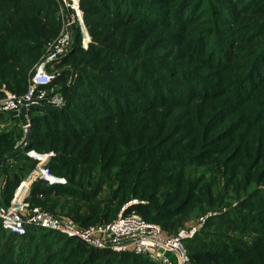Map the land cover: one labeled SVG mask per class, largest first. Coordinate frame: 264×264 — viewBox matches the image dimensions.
I'll use <instances>...</instances> for the list:
<instances>
[{
    "label": "rangeland",
    "instance_id": "rangeland-1",
    "mask_svg": "<svg viewBox=\"0 0 264 264\" xmlns=\"http://www.w3.org/2000/svg\"><path fill=\"white\" fill-rule=\"evenodd\" d=\"M157 1L158 0H151L150 2H153V6H155ZM230 1L231 0H187L182 9H179L178 5L175 3L172 10L164 15L159 12L161 10H155L152 8L150 12L147 11L148 13L146 15L139 17V20H137L141 22L147 21L148 24H154L155 21H157V18H163L162 21L170 20V28L167 30L164 27H150L145 23L137 21H125V16L128 15L126 10L130 9L129 7L125 8L127 0H115V4H111L109 7H106L108 11L104 10L103 7L105 6H102L101 2H99V4L94 2L95 4L93 5L90 0H21L20 4V7L25 12L20 20L22 19L25 22L36 23V28L34 30L21 31L24 33H21L23 36L27 33L30 34L28 35L30 38L27 37V39L31 41H27L24 45L33 46L35 41H33L32 36L35 35H38L40 39H43L45 36L53 34L52 41H54L60 35L62 28L65 26L68 27L72 40L71 47L64 55L56 59L55 62L47 65V70L55 76L54 81L58 82V86L63 88L61 89L62 93L60 94L63 102L60 107L61 109L65 107L66 102H69V100L72 99L76 102L77 109L81 110L88 106V111L84 109L86 114H91L89 113L91 111L100 113L101 115L99 116H101V120H105L103 121L104 123L102 122V124L99 125L92 123L90 124V127L88 125V128L86 127L85 130L107 125V120H109L108 114H117V112L125 113L127 116L132 114L129 116L131 118L127 119V122L147 118L148 127L152 126L154 122L157 121V127L161 126L160 128H162L167 118H169V122H171L172 119H175L174 122L177 124L178 122H181V120L188 119L190 117L196 116L200 118L206 109L207 119L211 115H216L212 121L207 123V125L218 124L215 122H218L226 117L225 122L220 128L212 133V136L218 132H221L219 134H222L234 126H241L243 124L240 131L236 135L234 143H229L230 149L228 152L224 153L222 156L214 158L210 162H207L206 165H203V160L197 157L194 158L193 164L196 167L202 166V168L199 169V173L201 175L200 188L196 191L194 195L195 197L193 196L194 199L197 198L198 201L190 203L195 210H192V212L188 214L187 210L185 211L184 209H180V213L178 211L176 212V218L167 224L170 228L169 230L171 231H173L177 227V224H179L176 230L178 232L177 236L197 228L195 235L189 239H185L192 242L199 240L205 232L206 234L218 232L224 237V242L220 244H212L210 246V249L215 252L213 254L214 256H210L206 259L207 262L195 264H245V261L249 259L250 253H246V250L232 244L231 242H233V239L235 240V238L239 236L241 239L237 243L248 248H252L256 244V239L264 236V197H260L255 200L240 196L238 188L239 186L242 187L243 183L240 182L239 179L233 181L232 178L229 182H227V175H225L226 172L229 173L231 171H237L241 174V172L245 170L244 166L248 164L250 165V163L257 158V146L259 149L263 148L260 152L264 156V139H258L257 143L256 137L258 133L261 135L263 133L264 136V114H262L264 113V88L261 87L257 91H254L252 97L245 102L238 101L235 99L236 97L234 98L231 95L233 93L236 79L238 80L242 76V72L245 71V67H241L240 63L236 61V58H241L240 62H246V56H250L251 52H255L252 50H258L263 41L262 38H255L250 43V40L240 41L241 43L238 42L235 46L236 53L234 51L233 53L228 52V56L225 57L226 51L220 47L219 44V42L221 43V40L223 39L224 32H227V36L234 37L237 33V27L239 30L248 29L242 34L244 37L251 31L248 27L250 25L247 24L251 20L249 17H240L241 19L238 21L237 27L234 26V20L236 18H233V15L240 12L241 9H239L238 6L233 9H229L228 4ZM248 1L249 0H246L245 2ZM157 4L160 3L158 2ZM7 6L8 5H4L3 8ZM147 7L148 6H144V8ZM39 8H41L42 11L41 9L39 10ZM110 9L115 10L113 11L114 14L109 12ZM137 10L139 12H143L140 9ZM141 14L143 15L144 13ZM34 15H38L40 18L37 19ZM0 18L12 19L11 22L19 21V19H17L10 11L9 15L1 13ZM230 19L232 21L228 24L227 21ZM197 22L200 23L197 24ZM188 23L192 24L187 25ZM186 25V29L182 32L179 29L171 27H185ZM94 31L99 33V35L91 33ZM198 32L200 33L198 34ZM5 33L8 36L11 35L8 32ZM167 34L175 37L172 38L174 44L169 38L162 37V35ZM16 36L17 38H15V40L22 39L21 35ZM127 36L130 38L129 40L127 39ZM12 38L14 40V37ZM203 38H206L205 42H203L205 46L204 48L206 49L204 50V53L207 54V57H212L214 61L221 59V61H223V65L221 66L222 68L220 66L214 67L213 63L212 67H206V59L200 60V57L195 53L187 51L188 46L193 40L200 39V41H202ZM189 39H191V41L186 49V43ZM178 40L180 42L177 44ZM126 41L129 43V46L125 45ZM247 42L248 44H246ZM184 44L185 46H183ZM46 47L47 45L41 46L43 52L41 53V60L38 64L47 58L48 50ZM113 47L115 48L113 49ZM177 47L179 48L178 51L175 49ZM87 53H93L95 55H82ZM96 55L101 57L98 59ZM74 58H76L78 63L71 61ZM147 64L148 67L142 69ZM165 64L168 65V70H161L158 72L157 67H161ZM263 64L259 66V68H261ZM183 71L189 73L191 71H196V73L203 77V82L207 86H210L211 88L213 86L212 92L207 95L192 94L193 96L190 99L179 98L177 93L188 94L189 91L197 93L202 91V86L196 89L195 86L192 87V85H188L180 78L174 79L176 76L175 74H178L182 78L186 77L185 79L188 78L187 80H193L190 75L183 73ZM215 80L217 84L215 83ZM55 86L58 87L57 84H55ZM65 90L66 96L63 98V92ZM245 90H247V88H245ZM166 91L168 92V95H166ZM71 92L73 94L69 99L68 96ZM172 92H175L176 94L171 95ZM172 102H186L181 105L187 106L179 107L181 105H177ZM253 113H260V119L257 121L259 123H257L258 125L254 128L249 126L250 122L248 121L249 117ZM104 114L106 117H104ZM112 120H115L114 117ZM255 122L256 121H253L251 123ZM182 125H186V123H179L177 126ZM154 129L149 130L147 133V146L151 147V149H147V152H151L157 156L168 155L160 151L173 146L176 148L175 151H170V149H167L166 151L172 152V155L180 156L179 158L187 159L188 157L186 154H193L189 152V150L193 147V142L188 137L189 133L183 136L179 135L170 143L161 146V144H163L162 142L165 141L167 134L160 137L156 134ZM207 132L209 133V131ZM24 140L26 141L25 135ZM172 143L176 146L171 145ZM70 145L72 146L73 143ZM177 148L183 149V151H180ZM186 148L189 149L187 150ZM232 150L233 152L231 153V157H228L229 152ZM39 153L42 154L41 151ZM52 153L54 155L48 159L47 165L49 160L55 157V152L52 151ZM236 156H240L239 158L244 156L245 162L237 161L234 164L232 163V165H226L229 161H231V158H235ZM75 157L78 156L76 155ZM108 158L110 157L107 156V159ZM20 159L18 160L21 162L19 164L25 165L26 162H24L22 158ZM217 159L218 163H216ZM154 164L156 163H151V167L147 170L153 172V174L159 175L156 179H152V181L155 180L154 182H156L157 188L161 191V194H158V198L161 199L163 197V190L166 187L165 183L169 181L173 184V189L171 188L170 190L175 191L171 192L165 188L164 193L167 192L165 195L170 198V200L173 198L179 199V201H181L180 206L183 205L184 208L188 206L189 204L187 205L185 198L187 190L180 187V182L177 178H173V176L178 177L179 171L172 168L173 165H161L156 167ZM257 169L259 171L261 168ZM258 171L254 172L253 179L258 175ZM123 172H126V169ZM56 177L64 182V184L58 185H67V180L65 178L59 176ZM221 177L226 195H212L211 187L209 188V186L213 185L214 182ZM131 178L132 176L129 179V183H126V186L124 187V193H127L128 196H132L135 192V190L131 187L133 186ZM0 181L2 191L5 177L2 179L0 178ZM98 184L105 185L106 181L104 180ZM123 184L124 183L117 182V184L111 186L114 187L113 190L117 191L120 188L123 189ZM261 184L264 186V180ZM86 186L88 187V185ZM108 186H110V184H108ZM78 188L82 190L83 186ZM102 191L103 194L100 198L105 201L109 200L110 195L107 188ZM136 191L143 192L140 187L136 188ZM94 194L96 193L94 192ZM227 195L230 196L229 200L223 202L220 200L216 201L218 204H221L219 207L215 205L213 206L214 208H206L205 211L202 212L206 203H208L209 198L218 200V197H222L221 199H224ZM87 196L88 195H86V197ZM94 196L98 197V195H89L88 198ZM61 198L62 197H59V200ZM183 198H185V200H183ZM140 199L141 198H131L130 201L122 207L120 206V200H115L114 203H108L111 207H104L102 213H105L106 216L111 213H133L142 219L155 222L162 226L161 224L163 223L161 221L152 220L151 216H143L139 214L140 212H138V210L141 209V206H144L141 203L149 202L148 200L142 201ZM2 200L3 199L1 198V201ZM59 200L58 202L60 203ZM1 201V204H5ZM26 201L30 207L44 210L41 206L35 205L33 202L31 203L28 198ZM77 201L79 200L77 199ZM259 201H261L259 205L253 204ZM101 204L102 206L104 205L103 202H101ZM124 207L125 210H123ZM168 208L174 210V207ZM195 211L202 213L196 216L194 215ZM80 214L81 216H85L83 212H80ZM62 215L59 217L74 222L71 218H74L75 216L71 217L66 216L65 214ZM235 215L238 216L235 217ZM86 216V220H91V218H93L92 216ZM248 216H254L256 218V227L247 225L251 223ZM79 219L83 220L84 217H77L78 222H80ZM99 221L100 218L96 221L93 219L92 222L98 224ZM224 221H227L228 224L219 225ZM199 224H201L200 229H198ZM162 231L165 235L169 234L164 228ZM190 243L191 242H189V244ZM26 246L34 248L36 252H40V250H36L39 249L37 245L32 247L29 243ZM183 250L186 255L192 251H202H200L196 245H185V243H183ZM20 251L21 250L17 248L12 249V252L15 254H18ZM57 252H59L58 256H61L58 257L59 259H56L53 256L54 249L51 245L47 248V251H45V254L50 256L48 257L49 264L67 263L68 259H64L68 258V256L62 254L65 252V249L61 248ZM29 253L30 250L28 249L26 252L19 254L27 256ZM241 256L245 258L244 261H235V258H240ZM149 259L154 260L158 264H163L161 261L156 259L150 257ZM169 260L171 264H176V258L173 255H169ZM74 261L77 260L74 259L73 262ZM72 264L76 263L74 262ZM248 264L253 263L250 262ZM254 264H259V262L255 261Z\"/></svg>",
    "mask_w": 264,
    "mask_h": 264
},
{
    "label": "trees",
    "instance_id": "trees-1",
    "mask_svg": "<svg viewBox=\"0 0 264 264\" xmlns=\"http://www.w3.org/2000/svg\"><path fill=\"white\" fill-rule=\"evenodd\" d=\"M90 1L93 5L95 3L99 4V2H101L102 6H105L103 7L105 11H108L106 7H109L111 4H115V0ZM150 1L151 0H127L125 8L129 7L130 9L126 10L128 15L125 16L126 19L124 20L137 21L139 20V17L146 15L148 13L147 11L150 12L152 8L155 10H161L159 12L166 15L170 10H172L175 3L178 5L179 9H182L187 0H158L157 3L159 2L160 4L154 3L155 6H153V2ZM245 1L246 0H231L228 4V8L233 9L234 7L238 6L241 11L233 15V18H236L234 20V26L237 27V23L241 19L240 17H249L251 20L247 24L250 25L248 27L251 31L243 37L242 34L248 29L239 30L237 27V33L234 37L227 36V32H224L223 39L221 40V43L219 42L220 47L226 51L225 57H227L228 52L233 53L234 51L236 53L235 46L238 42L241 43L240 41L250 40V43L255 38H262V45H258V50H252L255 52H251L250 56H246V62H240L241 58H236V61L240 63L241 67H245V71L242 72V76L238 80L236 79L233 93L231 95L234 98L236 97L235 99L238 101L242 102L250 99V97H252L254 94V91H257L261 87L264 88V0H249L248 2L250 3ZM20 4L21 0H0V14L2 13L4 15H9L10 11L17 19H19L17 22H11L12 19L0 18V98L4 96L3 90H8L16 95H23L27 91L30 82L29 75L34 71L35 66L41 60V53L43 52L41 46H46L52 41L53 37V34H51L45 36L43 39H40L38 35H35L32 36L33 41H35L33 46L24 45L27 41H31L27 39V37L30 38V36H28L30 34L27 33L25 36H23L22 34L24 33L21 31L34 30L36 28V23L25 22L22 19L20 20V18L25 13L20 7ZM4 5L8 6L3 8ZM144 6L148 7L144 8ZM40 9L41 8H39V10ZM137 9H140L143 12H139ZM113 11L115 10L110 9L109 12L114 14ZM141 13L144 14L142 15ZM34 16L37 19L40 18L38 15ZM162 19L163 18H157V21H155L154 24H148L147 21L137 22L145 23L150 27L158 26L164 27L166 30L169 29V24L171 23L170 20L162 21ZM231 21L232 20L230 19L227 21V23L230 24ZM198 23L200 22H197V24ZM189 24L192 23H188L187 25ZM187 25L185 27H171L179 29L182 32L186 29ZM5 32H8L11 35L8 36ZM91 33L94 35H99V33L95 31ZM199 33L200 32H198V34ZM16 35H21L22 39L15 40V38H17ZM12 37H14V40ZM162 37L169 38L172 41V38H175L169 34L162 35ZM127 39L129 40L130 38L127 36ZM205 39L206 38H203L202 41H200V39L193 40L188 46L189 42L191 41V39H189L186 43V49L188 46L187 51L190 53H195L200 57V60L206 59V67H212V63L214 67H221L223 65V61H221V59L214 61L212 57H207V54L204 53V50H206L203 44ZM179 42L180 41L178 40L177 44ZM246 44H248V42ZM125 45L129 46V43L126 41ZM183 46H185V44ZM114 48L115 47H113V49ZM175 49H177V51L179 50L178 47ZM82 55L95 54L87 53ZM96 57L99 59L101 56L96 55ZM71 61L78 63L76 58L72 59ZM262 64L263 66L259 68V66ZM145 67H148V64L142 69H145ZM167 67V64L157 67L158 72L161 70H168ZM183 73L190 75L191 79L193 80H187L188 78H182L178 74H175L176 76L174 79L180 78L188 85H192V87L195 86L196 89L202 86V91L199 93L189 91V95L186 93H177L179 98L190 99L193 96L192 94L207 95L212 92L213 86L212 88L207 86L203 82V77L196 73V71H191L190 73L183 71ZM55 84L58 86V82L54 81L53 85ZM245 88H247V90H245ZM61 89L63 88H60L59 86L56 87V90L59 94L62 93ZM72 94V92L69 94V99L71 98ZM175 94V92L171 93V95ZM166 95H168L167 91ZM172 103L181 105L185 104L186 102ZM186 106L187 105H181L179 107ZM87 107L88 106L84 107L86 111H88ZM84 109H77L76 102L70 99L69 102H66L65 107L57 112H44L36 109L29 110L27 112V119L31 130L29 141L23 147L22 151L17 153H14V151L17 148L22 147L25 142L23 131L25 121L22 118L20 112L0 113V178L2 179L5 177L3 184L4 186L1 191L2 194L0 193V201L1 198L3 199L1 202L9 204V201L20 182L23 181L35 168L36 162L26 155L27 152L35 151L39 153L41 151L42 154H44L53 151L55 152V157L49 160L47 167L53 175L65 178L67 180V185H55L50 187L42 181H36L32 184L28 196V200H30L31 203L33 202L35 205L41 206L42 209L56 217H59L62 214L71 217L75 216V219L73 217L69 218H71L78 226L87 228L89 226L108 224L117 217L118 213H111L107 216L105 213H102L104 207H111L108 203H114L115 200H120V206L122 207L128 203L131 198H141L140 200H148L149 202L141 203L144 206H141V209L138 210V212H140L139 214L143 216H151L152 220L161 221L163 224L160 226L155 222L145 219L143 220L148 223L158 225L162 230L163 228L166 229L169 233L167 234L168 236H176L178 233L176 230L179 224H177V227L173 231L169 230L170 228L167 224L176 218L177 211L180 213V211L184 209L185 211L187 210L189 214L192 212V210H195L194 207L190 205V203L198 201L197 198L194 199V195L198 188H200L201 175L199 173V169H201L202 166L196 167L193 164L194 158L197 157L203 160V165H206L207 162L212 161L214 158L222 156L224 153L229 151V143H234L237 133L243 126V124L241 126H234L222 134H219L221 132H218L212 136V133L220 128L225 122L226 117L218 122H215L218 124L207 125V123L212 121L216 115H211L207 119L206 109L200 118L196 116L190 117L188 119L181 120V122H178L177 124L174 122L175 119H172L171 122H169V118H167L162 128H160L161 126L157 127V121H155L152 126L148 127L147 118L127 122V119H130L131 117L129 116L132 114L127 116V114L122 112H117V114H108L109 120H107V125L98 126L99 124H102L103 121H105L103 119L101 120V116H99L101 114L92 111L89 112L91 114H86ZM259 115L260 113H253L249 117V126L254 128L258 125L257 123L259 122L257 121L260 119ZM104 117H106L105 114ZM113 117L115 119L114 121L112 120ZM253 121L256 122L251 123ZM92 123L98 124V127L85 130L86 127L88 128V125L90 127V124ZM179 123H186L188 126H177ZM2 124L4 127H1ZM151 129H154L156 134H158L160 137H162L164 134H167V137L165 138V141L162 142L163 144H161V146L170 143L175 137L179 135L183 136L189 133L188 137L193 142V147L191 150H189V152L193 154H186L188 157L187 159L179 158L180 156L172 155V152L166 151L167 149H170V151H175L176 148L173 146L160 151L168 155L157 156L156 154L147 152V149H151V147L147 146V133ZM207 131H209V133ZM256 137L257 143L258 139H264L263 133L262 135L258 133ZM71 143H73L72 146L70 145ZM171 145L175 144L172 143ZM257 148V158L254 161L252 159L253 162L251 161L252 163H250V165L248 164L244 166L245 170H243L241 174H239L237 171H231L229 173L226 172L225 174L227 175V182H229L232 178L233 181L239 179V181L243 183L242 187L239 186L238 188V193L240 196L255 200L259 199L260 197H264V186L261 184L264 180V156L260 152L263 150V148L259 149L258 146ZM177 149L183 151V149ZM186 149L188 150L189 148ZM232 152L233 150L229 152L228 157H231ZM76 155L78 157H75ZM107 156L110 158L107 159ZM239 157L240 156L231 158V161H229L226 165H232V163L234 164L237 161L245 162L244 156L241 158ZM20 158L26 162L25 165L19 164L21 163L18 161ZM151 163H156L154 164L156 167L161 165H173L172 168H174L176 171H179L178 177L180 178L177 176H173V178H177L180 182V187L187 190L185 198L187 205L189 204L188 206L184 208L183 205L180 206L181 201H179V199L173 198L170 200V198L165 195L167 194V192L164 193L165 188L171 192L175 191L170 190L171 188L173 189V184L169 181L165 183L166 187L163 190V197L161 199L158 198V194H161V191L157 188V184L154 182L155 180L152 181V179H156V177L159 175L153 174V172L147 170L151 167ZM216 163H218V159ZM257 168L261 169L258 171ZM125 169L126 172H123ZM257 171L258 175L253 179L254 172ZM131 176V182L133 184L131 187L135 190V192L132 189L134 194L132 196H128L127 193H124V187L126 186V183H129ZM221 179L222 177L215 181L213 185L209 186V188L211 187L212 195H226V191L224 185H222L223 183ZM104 180L106 181L105 185L98 184ZM117 182L124 183L122 187L123 189L120 188L117 191L113 190L114 187L112 186L117 184ZM108 184H110V186H108ZM86 185H88V187ZM82 186L83 189L80 190L78 187ZM137 186L140 187L143 192H137ZM105 188H107L110 195V198L107 201L100 198L103 194L102 190ZM94 192L96 194H94ZM86 195H98V197L94 196L88 198ZM59 197L62 198L59 200ZM229 197L230 196L228 195L224 199H221L222 197H218V200L209 198L208 203H206L207 206L205 205V208L202 212H204L206 208H214L213 206L215 205L219 207L221 204H218L216 201L220 200L223 202L229 200ZM185 198H183V200H185ZM77 199L79 201H77ZM101 202L104 203L103 206ZM260 203L261 201L253 204L259 205ZM168 207H174V210ZM80 212H83L85 216H81ZM201 213L199 211H195L194 215L197 216ZM86 215H88V217L92 216L93 218H91V220H86ZM236 216L238 215H235V217ZM77 217H84V219H79L80 222H78ZM98 218H100L98 224L92 222L93 219L96 221ZM248 218L251 223L247 225L256 227V218L254 216H248ZM227 224L228 222L224 221L219 225ZM223 238L224 237L218 232L209 234H206L205 232L202 237L195 242L185 240V245H196L200 251L202 250L201 252H198V250L189 252V254H187L188 263L195 264L207 262L206 259H208L210 256H214L213 254L215 253L210 249V246L212 244H220L224 242ZM240 239L241 238L238 236L235 238V240L233 239V242L231 243L246 250V253H250L249 259L245 261V264L250 262L254 264L255 261L259 262V264H264V236L256 239V244L252 248H248L237 243ZM189 242L191 243L189 244ZM29 243L32 245V247L37 245L39 249L36 250H40V252H36L34 248L26 246ZM50 245L54 249L53 256L56 259L61 257L58 256L59 252L57 251H59L61 248L65 249V252L62 254L68 256V258L64 259H68V262H64V264H72L74 262L76 264H158L154 260L149 259V256L137 255L131 252L115 253L108 249H95L86 245L81 240L68 238L47 230L27 227V232L25 235L15 236L6 232L0 226V264H49L48 257L50 256L45 254V251H47V248H49ZM15 248L21 250L19 253H24L28 249L30 250V253L27 256H22V254L19 253L15 254L12 252V249ZM74 259L77 261L73 262ZM244 259L245 258L241 256L240 258H235V261H244Z\"/></svg>",
    "mask_w": 264,
    "mask_h": 264
},
{
    "label": "built area",
    "instance_id": "built-area-1",
    "mask_svg": "<svg viewBox=\"0 0 264 264\" xmlns=\"http://www.w3.org/2000/svg\"><path fill=\"white\" fill-rule=\"evenodd\" d=\"M71 44L70 31L65 26L60 35L47 44V58L35 66L30 75L27 91L23 95H16L3 90L4 96L0 98V113L20 112L22 107L34 105L61 107L62 96L53 85L55 76L47 70V65L64 55L70 49ZM28 129L30 125L26 122L23 126L25 137H27ZM24 146L25 143L22 147ZM26 155L36 162V166L28 177L20 182L9 204L0 203V226L3 230L15 236H23L27 232V227L40 228L81 240L86 245L97 249L145 255L163 264H171L169 255H173L176 258V264L188 263L183 243L185 239L196 234L197 228L178 236H167L158 225L148 223L133 213L124 212L118 214L108 224L83 228L68 219L30 207L26 199L34 182L42 181L47 186L64 184V182L53 175L47 167L48 159L54 155L52 152L40 154L29 151ZM1 186L0 181V191Z\"/></svg>",
    "mask_w": 264,
    "mask_h": 264
},
{
    "label": "water",
    "instance_id": "water-1",
    "mask_svg": "<svg viewBox=\"0 0 264 264\" xmlns=\"http://www.w3.org/2000/svg\"><path fill=\"white\" fill-rule=\"evenodd\" d=\"M66 96V90L63 92V98H65ZM31 109H36V110H40V111H44V112H57L60 111L61 108L60 107H56V106H48V105H34V106H25L22 107L20 110V114L22 116V118L24 119L25 123L28 122L27 119V112ZM30 129H28V134L26 137V141H25V145L28 143L29 141V137H30ZM23 147L17 148L14 153L20 152L22 151Z\"/></svg>",
    "mask_w": 264,
    "mask_h": 264
},
{
    "label": "crops",
    "instance_id": "crops-1",
    "mask_svg": "<svg viewBox=\"0 0 264 264\" xmlns=\"http://www.w3.org/2000/svg\"><path fill=\"white\" fill-rule=\"evenodd\" d=\"M1 127H4L3 124L1 125Z\"/></svg>",
    "mask_w": 264,
    "mask_h": 264
}]
</instances>
